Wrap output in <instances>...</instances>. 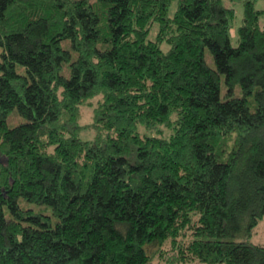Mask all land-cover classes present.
I'll use <instances>...</instances> for the list:
<instances>
[{
    "label": "trees",
    "instance_id": "trees-1",
    "mask_svg": "<svg viewBox=\"0 0 264 264\" xmlns=\"http://www.w3.org/2000/svg\"><path fill=\"white\" fill-rule=\"evenodd\" d=\"M173 1L0 0V264H264V9Z\"/></svg>",
    "mask_w": 264,
    "mask_h": 264
},
{
    "label": "rangeland",
    "instance_id": "rangeland-1",
    "mask_svg": "<svg viewBox=\"0 0 264 264\" xmlns=\"http://www.w3.org/2000/svg\"><path fill=\"white\" fill-rule=\"evenodd\" d=\"M225 4L232 6L234 8L235 11V18H234V22L232 25V29L230 32V39H231V43L233 45L237 44V27L241 24L242 22V17H243V1L242 0H237V1H233L230 2L229 0H224ZM176 1L174 0L170 6V13L173 12L174 7H175ZM255 7L257 9H264V0H255ZM2 53V47H0V54ZM0 61H1V57H0ZM207 62L210 63L211 66H214L212 59L210 58L209 54H207ZM18 70L21 71L22 68L20 66H18ZM222 83H223V79H222ZM238 89H237V93H238ZM92 108L91 106L88 105H84L81 108V120L80 122L82 124L85 123H89L91 121V114H92ZM144 130V129H142ZM155 131L152 133H148V134H153L154 135ZM94 134V131L92 129H84L82 131H80L79 136L81 139L83 140H88L91 139L92 136ZM22 204L33 208L34 210H38L39 206H37L36 204H31V203H25L22 202ZM42 209L44 210L43 213L49 215L52 218V222L55 221V218L52 216V212L50 210L49 207H42ZM251 242L255 243V244H262L264 245V216L262 218V220L259 222V224L257 225L255 232L253 233L252 237H251ZM169 244L167 243L163 248L164 249H169ZM157 247L152 246L148 249V251L151 253L153 251L156 250ZM151 264H170L165 262L164 260H162L158 255H154ZM185 264H199L197 261L194 262H189V263H185Z\"/></svg>",
    "mask_w": 264,
    "mask_h": 264
}]
</instances>
